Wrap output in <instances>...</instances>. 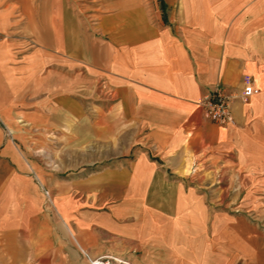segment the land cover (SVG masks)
I'll use <instances>...</instances> for the list:
<instances>
[{
    "label": "crops",
    "instance_id": "crops-1",
    "mask_svg": "<svg viewBox=\"0 0 264 264\" xmlns=\"http://www.w3.org/2000/svg\"><path fill=\"white\" fill-rule=\"evenodd\" d=\"M57 3L30 14L40 45L24 59L0 43V115L49 132L64 161L112 165L44 174L5 142L0 234L51 244L29 264H264V234L212 210L206 194L225 188L203 190L237 180L235 210L262 203L264 0H91L75 20ZM245 84L258 92L241 102ZM215 85L232 96L226 126L198 106Z\"/></svg>",
    "mask_w": 264,
    "mask_h": 264
},
{
    "label": "rangeland",
    "instance_id": "rangeland-1",
    "mask_svg": "<svg viewBox=\"0 0 264 264\" xmlns=\"http://www.w3.org/2000/svg\"><path fill=\"white\" fill-rule=\"evenodd\" d=\"M52 0H0V43H9L14 44L16 47L14 51L16 52V59H24L25 56L29 55L28 53L32 50L36 49L40 44L39 40L34 39L32 35L29 33L35 29V25L32 22L30 14H36L37 20L40 17L41 10H44V7L47 8L48 5L51 7ZM58 6L62 4L64 6L68 5V10L73 12L72 19H77V15L79 14V8L82 10V7L87 5L91 0H57ZM62 1V3H61ZM41 6L43 9H41ZM89 11V10H88ZM83 12V11H82ZM81 13V12H80ZM82 14V13H81ZM29 18V22L28 19ZM30 25V26H29ZM24 84V83H23ZM28 99H25L24 102L26 104ZM23 104V103H22ZM21 104V105H22ZM16 125L17 133L12 130V126ZM13 126V127H14ZM28 128L29 130V122L27 117H23L21 115H0V150L3 147L5 142H9V144L16 148L18 154L21 156L23 160L35 161L36 165L40 172L44 174H50V172H56L59 176L67 177L68 171L76 172V169H82L85 175L92 174L94 170H101L104 168H108L112 163L110 160H104L100 163H76L67 161L62 158L61 147L57 144L52 145L50 142L51 135L48 132V135L43 133L41 135V139L39 140L36 137L35 132H28V130H24ZM23 129V130H21ZM20 136L23 139L20 140ZM122 138L124 134L121 135ZM38 139V146L34 147L30 143L33 144ZM42 141V142H40ZM90 149V150H89ZM86 149L85 159L88 160L92 158V148ZM123 150V148H118V151ZM107 148H100V155L106 156ZM60 153V154H59ZM54 155L58 159H55L56 162H51V159H46V155ZM0 155V160H1ZM120 159V158H117ZM75 160V159H74ZM9 167L10 164H9ZM70 175V174H69ZM71 176V175H70ZM212 183L209 186H205L203 190L211 191V190H220V188H225L227 194H218V193H208L206 194V198L209 201V204L212 207L213 211H224L231 214H246L248 219L253 222L254 225L264 234V195L256 196L257 199H260L262 203H260V207L256 211H238L235 210L236 203L242 199L244 196H237L236 194V183L237 180H233L231 184L228 185V189H226V180L225 179H213ZM207 185V184H206ZM223 190V191H224ZM0 197V216L3 211H1L3 203H1ZM44 207H48V204L45 202ZM46 209V208H44ZM40 212L35 218H31L30 222L38 221L39 216H44L49 218L53 215L50 209ZM33 219V220H32ZM1 221V219H0ZM27 218L24 219L26 223ZM52 248L51 244H40L34 243L29 240L28 236L21 232L20 236H17L14 239H6L0 234V264H29V251L31 250H50ZM62 247L59 246V249ZM63 249V248H62ZM14 254L16 257L14 259L10 258V255ZM32 262V261H31ZM38 262V260H37ZM34 263V262H33ZM42 264L44 261L42 260Z\"/></svg>",
    "mask_w": 264,
    "mask_h": 264
},
{
    "label": "built area",
    "instance_id": "built-area-1",
    "mask_svg": "<svg viewBox=\"0 0 264 264\" xmlns=\"http://www.w3.org/2000/svg\"><path fill=\"white\" fill-rule=\"evenodd\" d=\"M258 90L253 87L251 84H245L240 90L238 95L239 100L241 102H246L247 99L257 94ZM232 100V96L227 94L225 90L219 86L215 85L207 95L202 98L198 106L205 113L207 118H209L212 122L217 124L218 126H226L232 123V116L230 111V103ZM123 264L121 262H117L114 259L101 258L98 260H94L91 264Z\"/></svg>",
    "mask_w": 264,
    "mask_h": 264
},
{
    "label": "bare ground",
    "instance_id": "bare-ground-1",
    "mask_svg": "<svg viewBox=\"0 0 264 264\" xmlns=\"http://www.w3.org/2000/svg\"><path fill=\"white\" fill-rule=\"evenodd\" d=\"M120 261V260H119ZM121 262V261H120ZM96 264H98V263H96ZM100 264V263H99ZM124 264V263H123Z\"/></svg>",
    "mask_w": 264,
    "mask_h": 264
}]
</instances>
